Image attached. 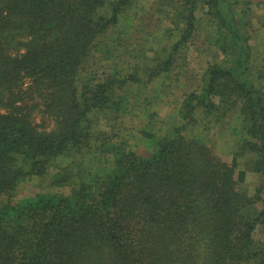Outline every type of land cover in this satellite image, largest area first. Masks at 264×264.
Listing matches in <instances>:
<instances>
[{"label":"trees","instance_id":"16d2710c","mask_svg":"<svg viewBox=\"0 0 264 264\" xmlns=\"http://www.w3.org/2000/svg\"><path fill=\"white\" fill-rule=\"evenodd\" d=\"M143 1L0 0V264H264V0ZM218 125L256 155L253 194L197 137ZM45 175L68 192L10 201Z\"/></svg>","mask_w":264,"mask_h":264},{"label":"rangeland","instance_id":"374dc122","mask_svg":"<svg viewBox=\"0 0 264 264\" xmlns=\"http://www.w3.org/2000/svg\"><path fill=\"white\" fill-rule=\"evenodd\" d=\"M141 6L146 4L142 0ZM134 20H138L134 16ZM139 25V24H138ZM141 26V25H140ZM194 59V58H193ZM196 66V60L192 63ZM153 83V84H152ZM149 87L151 89V94L154 97V102L152 103L151 110L156 115L153 116V120H164L171 119L170 115L174 112L173 105L170 104L175 99V94L172 91L176 89L174 87L165 88L159 84V81H153ZM172 90V91H170ZM176 92V91H175ZM135 109L144 110L143 106H137ZM34 121L40 128L49 129L52 126V121L50 118L40 114L33 113ZM141 121L139 116H134L133 113H126L123 117V124L126 126V132H124L123 138L127 141L128 151H137L140 154L146 152L147 144L142 140L144 139L143 134L141 135L139 129L137 128L138 122ZM101 124V121H100ZM134 136V137H133ZM197 137L206 141L209 146L214 149L217 153L221 155V159L233 167V177L236 181L237 188L240 191H245L248 194H253L255 187L260 181V176L254 170V165L256 161V155L253 153H247L244 155H236L233 157V136L230 135L227 130L226 125L213 126L209 131L200 132ZM69 159H57L54 165L50 167L51 171L53 168L64 165ZM62 161V162H61ZM95 167V165H92ZM49 176H28L20 181L14 192L10 197V201H17L18 199L33 195L40 192H68V188H58L51 187L49 184ZM6 196L0 197V202L5 201ZM257 207L259 204L256 205ZM260 237V226H257L254 231L253 238L257 241Z\"/></svg>","mask_w":264,"mask_h":264}]
</instances>
